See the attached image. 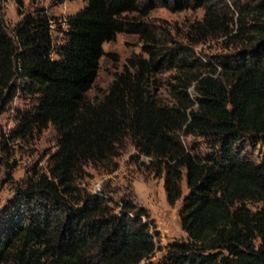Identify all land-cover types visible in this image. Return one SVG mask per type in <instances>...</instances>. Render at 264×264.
<instances>
[{
  "label": "trees",
  "instance_id": "trees-1",
  "mask_svg": "<svg viewBox=\"0 0 264 264\" xmlns=\"http://www.w3.org/2000/svg\"><path fill=\"white\" fill-rule=\"evenodd\" d=\"M12 1L23 18L12 36L0 0V116L16 95L17 79H27L24 91L37 103L15 138L53 125L60 139L49 174L37 172L18 189L0 231V264L149 261L157 245L148 211L133 196L117 203L107 187L93 193L79 185L87 166L117 157L129 141L165 175L171 206L183 197L184 179L189 189L180 214L188 241L170 245L159 264H264V157L258 163L246 151L247 139L264 136V0L235 1L231 20L216 11V0L203 2L205 16L190 39L236 45L214 65L198 63L188 47L159 46L144 18L171 0H82L85 8L67 19L58 59L52 19L43 11L24 13L26 0ZM121 33L139 36L148 57L130 58L93 104L87 92L104 45ZM170 68L174 101L168 105L155 99L153 85ZM189 137L204 139L212 152H195L184 141Z\"/></svg>",
  "mask_w": 264,
  "mask_h": 264
},
{
  "label": "rangeland",
  "instance_id": "rangeland-1",
  "mask_svg": "<svg viewBox=\"0 0 264 264\" xmlns=\"http://www.w3.org/2000/svg\"><path fill=\"white\" fill-rule=\"evenodd\" d=\"M205 1L207 0H182V3H178L171 0L170 7H164L162 2H158L148 17H143L149 29L158 37L161 49L168 51L172 48L188 47L193 51V59L208 65H214L219 56L236 51V45H230L226 38L210 40L199 45H195L190 39L189 36L197 38L196 33H192V26L203 21ZM235 1L240 0H216V11L220 12L219 14H227L231 20L234 17ZM85 6L82 0H26L24 13L43 11L52 19L55 49L53 58L58 59L56 50L66 43L68 17L75 15ZM2 8L8 31L13 36V30L23 16L12 0H2ZM104 54L98 77L87 92V97L93 104L103 100L130 58L135 55L148 57L144 52L142 39L130 33L118 34L114 41L106 43ZM174 75L175 70L170 68L156 77L153 94L157 101L173 104L171 86L174 83ZM16 83V95L0 116V231L10 220L17 202L18 189L24 187L27 180L37 172L49 174L50 158L59 151L60 135L53 125L46 130L15 138L21 118L37 103L35 96L24 91L29 84L27 79L18 78ZM184 141L195 152L204 155L212 152L210 145L202 138L189 137L184 138ZM246 151L256 162H261L264 157V136L247 139ZM85 172V178L79 181L82 188L100 193L107 187V197L117 203H120L124 196H133L136 203L148 211L146 220L156 237L157 250L145 264H159L170 245L188 241L180 217L184 200L189 194L186 179L182 182V199L171 206L165 191V175L158 176L149 159L140 156L131 141L117 157L104 163L89 165ZM247 206L254 211L260 208V204L256 203H248Z\"/></svg>",
  "mask_w": 264,
  "mask_h": 264
}]
</instances>
